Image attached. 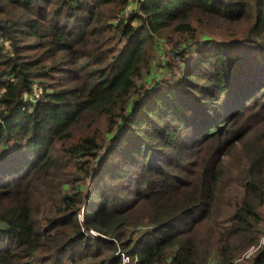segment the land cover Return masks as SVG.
<instances>
[{"label": "trees", "instance_id": "16d2710c", "mask_svg": "<svg viewBox=\"0 0 264 264\" xmlns=\"http://www.w3.org/2000/svg\"><path fill=\"white\" fill-rule=\"evenodd\" d=\"M263 233L264 0H0V264H264Z\"/></svg>", "mask_w": 264, "mask_h": 264}, {"label": "rangeland", "instance_id": "374dc122", "mask_svg": "<svg viewBox=\"0 0 264 264\" xmlns=\"http://www.w3.org/2000/svg\"><path fill=\"white\" fill-rule=\"evenodd\" d=\"M198 34H200L199 33V31H198ZM178 38V36H175L172 40H169L170 41V43L173 41V40H175V39H177ZM170 45L169 44H165V46H164V48L166 49V48H168ZM193 48H196V46H193V45H191V46H189V50L190 49H193ZM171 53H172V50L171 49H168L167 50V54L170 56L171 55ZM146 78H149V75H147L146 76ZM80 183H83L82 181H80ZM95 233V232H94ZM264 237V233L262 234V237H261V239ZM260 239V240H261ZM248 258H250V257H248L247 255L246 256H239L237 259H236V262H241V261H243V260H246V259H248Z\"/></svg>", "mask_w": 264, "mask_h": 264}, {"label": "built area", "instance_id": "2783aa9c", "mask_svg": "<svg viewBox=\"0 0 264 264\" xmlns=\"http://www.w3.org/2000/svg\"><path fill=\"white\" fill-rule=\"evenodd\" d=\"M138 1H144V0H138ZM262 245H264V237L261 239V242H260V244L257 246V247H254V249L252 250H250L246 255L248 256V257H250L253 253H255ZM245 255V256H246ZM124 263L125 264H128V263H130V259L129 258H127V257H125L124 258Z\"/></svg>", "mask_w": 264, "mask_h": 264}]
</instances>
